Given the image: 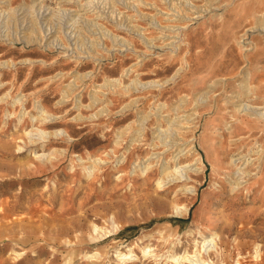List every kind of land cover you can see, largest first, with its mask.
I'll return each instance as SVG.
<instances>
[{"label": "rangeland", "instance_id": "374dc122", "mask_svg": "<svg viewBox=\"0 0 264 264\" xmlns=\"http://www.w3.org/2000/svg\"><path fill=\"white\" fill-rule=\"evenodd\" d=\"M198 248L264 264V0H0V264Z\"/></svg>", "mask_w": 264, "mask_h": 264}, {"label": "bare ground", "instance_id": "6f19581e", "mask_svg": "<svg viewBox=\"0 0 264 264\" xmlns=\"http://www.w3.org/2000/svg\"><path fill=\"white\" fill-rule=\"evenodd\" d=\"M81 162H83V160L81 161ZM89 166V165H88ZM85 169V168H84ZM87 169H88V167H87ZM93 170V169H92ZM181 210V208H179V207H177V211H180ZM184 210L185 211H188V207L187 206H184ZM181 212V211H180ZM94 227V231L95 232H98V230H99V227L97 226V225H94L93 226ZM214 238V237H213ZM213 238H206V239H204V242H203V247H206L207 248V250H208V246H209V244L208 243H210L209 241H214V239ZM206 242H208V243H206ZM216 242L217 241H214V243H215V246H216ZM212 243V242H211ZM207 245V246H206ZM218 245V244H217ZM132 248V247H131ZM131 248H129L128 249V251H118V255L117 256H119L120 258H122V259H132V257H136L137 255H136V253H134V249H131ZM205 248V249H206ZM211 248V247H210ZM127 250V249H126ZM201 249H197L196 250V252H197V254H195L194 256H198V257H196V259H194V260H191L192 261V264H204V262H206V260L205 259H203V257L201 256V251H200ZM154 250L152 249V248H150V247H148V246H146V247H144V249H143V252H144V255H147L148 253H149V255L148 256H154L155 257V259H157V257H158V254H157V252H153ZM205 251V250H204ZM15 252H16V250H15ZM14 252V253H15ZM151 253V254H150ZM257 253H259V249L257 248ZM17 254H19V253H16V255ZM99 254V252H94L93 254H90V255H87L89 258H94V257H97V255ZM188 254V253H187ZM172 255V254H171ZM18 256V255H17ZM86 256V257H87ZM168 256V255H167ZM188 256V255H187ZM191 256V255H190ZM194 256H191V257H194ZM258 256V255H257ZM171 257H173L174 259V261H176V263L177 264H179L180 263V259L182 258H185L186 257V255H181L180 257H177V255L176 254H173ZM189 258V257H188ZM188 258H186V259H188ZM181 259V260H182ZM189 259H191V258H189ZM188 259V260H189ZM183 260H185V259H183ZM208 263V262H207ZM164 264H169L167 261L166 262H164ZM185 264V263H184Z\"/></svg>", "mask_w": 264, "mask_h": 264}]
</instances>
